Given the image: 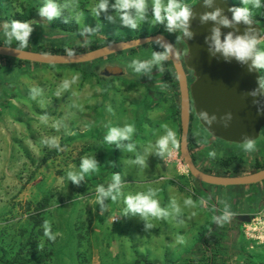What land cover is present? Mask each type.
I'll return each mask as SVG.
<instances>
[{"label": "rangeland", "instance_id": "obj_1", "mask_svg": "<svg viewBox=\"0 0 264 264\" xmlns=\"http://www.w3.org/2000/svg\"><path fill=\"white\" fill-rule=\"evenodd\" d=\"M198 1L184 0L190 6ZM36 2L0 0V14L7 16L0 41L19 45L8 41L3 24L18 13L29 15ZM40 2L56 3L58 17L77 25L72 32L47 30L43 36L30 26L25 48L33 51L59 48L72 54L164 33L187 52L181 32L153 22L151 0L136 30L122 25L116 0H108L99 16L92 11L99 0ZM233 2L246 6L243 0ZM248 6L264 25V7ZM152 52L163 51L153 43L91 63L19 68L0 58L5 68L0 70V264H208L212 253L215 264H264V182L218 187L190 174L180 151V102L177 112L171 103V94L180 100V90L177 75L168 76L174 70L169 56L148 71L129 67L134 59L150 60ZM108 65L120 66L124 75H102ZM192 118L191 153L202 171L240 176L264 169V128L254 150L246 151L244 144L210 135L195 113ZM128 125L134 131L119 141L125 147L104 140L110 128ZM168 129L178 143L170 142L161 155L156 142ZM138 156L144 165L134 163ZM82 158L94 159L98 168L74 183L67 174L80 171ZM114 174L121 176L120 195L115 201L104 198L102 207L97 188L107 189ZM149 189L166 215L124 213L128 195ZM38 202L47 207L40 219L31 220ZM205 233L212 253L201 241Z\"/></svg>", "mask_w": 264, "mask_h": 264}, {"label": "water", "instance_id": "obj_2", "mask_svg": "<svg viewBox=\"0 0 264 264\" xmlns=\"http://www.w3.org/2000/svg\"><path fill=\"white\" fill-rule=\"evenodd\" d=\"M234 8H239L233 0H212L206 5L199 0L191 6L192 17L189 21L191 38L184 36L187 52L180 54L177 45L164 33L140 36L132 39L119 40L81 53L56 54L42 51L0 45V56L21 61L50 65H79L98 61L116 54L123 53L140 46L157 43L170 46L169 58L174 66L180 90L181 139L180 151L188 165L190 174L201 183L218 187L251 186L264 182V169L240 176H221L202 171L195 163L189 145V133L192 115L195 113L204 129L213 137L232 144H245L249 140L257 141L264 128V90L259 87L262 74L258 70H249V64H241L234 58H225L210 51L213 29L219 28L221 39L228 33L244 35L262 34V26L250 17L251 23L223 26L217 21H202L206 13L221 10V15L231 20ZM163 48V47H162ZM164 49V48H163ZM165 50V49H164ZM188 72L193 74L190 82ZM107 77H120L124 70L118 65H108L102 71ZM257 95L253 96L252 93ZM207 113L209 118L216 119L207 125L200 117ZM229 115L231 119H228ZM227 125V126H225Z\"/></svg>", "mask_w": 264, "mask_h": 264}, {"label": "clouds", "instance_id": "obj_3", "mask_svg": "<svg viewBox=\"0 0 264 264\" xmlns=\"http://www.w3.org/2000/svg\"><path fill=\"white\" fill-rule=\"evenodd\" d=\"M206 5H211L212 0H204ZM245 7L234 8L231 11L233 16L230 19L223 17L221 15V10L216 9L214 12L204 14L201 19L202 21H217L219 24L230 27L233 24H249L251 23L250 17L252 12L251 8L260 9L264 7V0H243ZM109 6L108 0H99V3L95 6L92 11L95 16H99L102 11H105ZM113 7L117 10L120 21L123 26L128 27L132 30L138 29L141 22L145 20L146 13L148 10V0H116ZM59 6L54 2H48L46 5L39 8V15L41 17L47 18L51 21L53 18L58 17L60 12L58 10ZM151 8L154 23H166L167 31L174 32L179 31L183 33L184 36L189 39L192 33L189 31V21L192 17L191 6L184 2V0H151ZM5 29V36L8 41L11 42L15 39L19 42L21 48L26 47L28 44V37L32 32L29 22H18L12 21L10 24H3ZM159 43V41H157ZM165 50L162 53L152 52V58L146 61L133 60L129 67L133 68L135 72L140 73L142 71L150 70L152 64H160L165 61L169 55L170 46L161 45ZM210 51L213 55L216 53L221 54L225 60L234 58L241 64H249V70L264 71V35L257 36L254 33L246 32L244 35H233L228 33L223 39H221V32L219 28L213 29V34L211 36ZM163 71V68H161ZM67 87V84H65ZM259 87L264 90V77L259 80ZM253 96L257 95L256 92L252 93ZM201 119L207 124L211 125L216 119L215 116L209 118L207 113L200 114ZM228 119H231L229 115ZM227 126V125H225ZM134 131L132 125H128L123 129L112 127L108 130L107 135L104 140L108 144L115 143L116 147H125L120 144L121 140H129L131 134ZM177 145L178 141L176 139L175 133L168 129L166 135L162 136L157 142L156 147L163 155L164 151L168 148L169 143ZM55 143V141H53ZM134 145L129 143L126 148L131 151ZM254 144L251 140L244 144L246 151L254 150ZM210 155H215V153H210ZM134 163L139 165H144V158L137 157ZM80 171L78 173L68 172V179L74 183H79L84 179L86 174L95 172L98 168L97 162L92 158H82L80 163ZM121 189V176L119 174H114L112 177V183L107 187L99 186L97 188V200L101 203L103 207L104 198H111L113 201L117 199L120 195ZM155 192L151 189L147 193H137L134 195H128L124 203L126 208L124 213H140L145 217H160L166 215L165 212L159 207L157 200L153 199ZM190 203V201H189ZM179 210V209H177ZM225 220L228 216L225 215ZM45 235H49L48 228L46 225Z\"/></svg>", "mask_w": 264, "mask_h": 264}, {"label": "trees", "instance_id": "obj_4", "mask_svg": "<svg viewBox=\"0 0 264 264\" xmlns=\"http://www.w3.org/2000/svg\"><path fill=\"white\" fill-rule=\"evenodd\" d=\"M42 6H44V4L42 2H40V0H37V2L35 4V7L30 10L29 15H24V14L18 13V14H16L14 16L15 19L11 20V22L12 21L29 22L30 26L32 28H35L37 33L40 32L39 33L40 36H43L46 33L47 30H48V34L49 35L54 34L57 29H61V31H64V32H72L73 30H75L77 24L72 22V21H70V20H67V18H64V16L55 17L51 21H49L45 17H44V20H41L40 19L41 16L39 15V8L42 7ZM0 7L2 8L1 5H0ZM251 18L256 20L254 17H251ZM6 20H7V16H3L2 14H0V27H1L3 22H6ZM256 22H258V21L256 20ZM260 25L262 26V34H264V25L263 24H260ZM0 34L2 35L3 32L0 31ZM155 44H157V43H155ZM0 45H7V46L21 48L20 45H18L16 43H14L12 45H8V44H5L4 42L0 41ZM157 45H159V44H157ZM97 48H99V47H94L93 49H97ZM22 49L31 50V49H28V48H25V47H23ZM160 49L162 51H164V49L161 46H160ZM132 50H134V49H132ZM34 51H38V50H34ZM42 52H44V51H42ZM45 52H47V51H45ZM78 52H80V51H76V52L74 51V53H78ZM82 52H86V50H83ZM49 53L68 54L66 50L59 49V48L58 49H53L52 51H49ZM0 58L5 59L7 61H10V60L13 61V63H14L16 68H19V67H21L22 65H25V64H31V62L21 61V60H18V59H13V58H8V57L0 56ZM2 69H5V68L0 67V70H2ZM92 74H93V72H92ZM169 75H170V78L174 80V76L176 75L175 70H173L172 72L168 73V76ZM174 83L178 87L177 81H174ZM192 142H193V140L191 139V134L189 133L190 150H191ZM259 169H262V167L259 166ZM46 207H47V202H45V203L38 202V204L34 207V209L32 210V212L30 214V219L31 220L40 219V217L44 214L43 211H44V209H46ZM208 236H209V234L205 233L202 236L201 241L204 243L206 249L208 251H211L210 250V246H209V239L207 238ZM211 253H212V251H211ZM214 257H215V255L212 253L211 256H209V259H208L209 263L208 264H215V262H213L214 259H215Z\"/></svg>", "mask_w": 264, "mask_h": 264}, {"label": "crops", "instance_id": "obj_5", "mask_svg": "<svg viewBox=\"0 0 264 264\" xmlns=\"http://www.w3.org/2000/svg\"><path fill=\"white\" fill-rule=\"evenodd\" d=\"M170 97H171V99H174L173 102H171V103L173 104V110H175L174 112H177V108L179 109V106L177 107V105H179V102L181 104V98H180V100L178 99V102H177V96H175V94H171ZM180 110H181V105H180Z\"/></svg>", "mask_w": 264, "mask_h": 264}, {"label": "flooded vegetation", "instance_id": "obj_6", "mask_svg": "<svg viewBox=\"0 0 264 264\" xmlns=\"http://www.w3.org/2000/svg\"><path fill=\"white\" fill-rule=\"evenodd\" d=\"M180 51V50H179ZM180 54H184V53H182V51H180ZM261 74H262V72H261ZM188 76H189V74H188ZM262 77H264V75L262 74ZM189 78H190V82H192L193 80H194V78H193V74L191 73V75L189 76ZM192 80V81H191ZM193 119V118H192ZM232 144V143H231Z\"/></svg>", "mask_w": 264, "mask_h": 264}]
</instances>
